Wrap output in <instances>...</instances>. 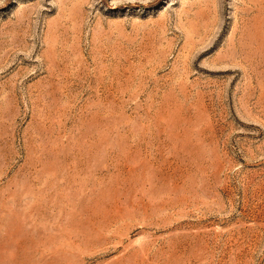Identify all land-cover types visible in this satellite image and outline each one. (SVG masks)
<instances>
[{"label": "rangeland", "instance_id": "rangeland-1", "mask_svg": "<svg viewBox=\"0 0 264 264\" xmlns=\"http://www.w3.org/2000/svg\"><path fill=\"white\" fill-rule=\"evenodd\" d=\"M0 264H264V0H0Z\"/></svg>", "mask_w": 264, "mask_h": 264}]
</instances>
